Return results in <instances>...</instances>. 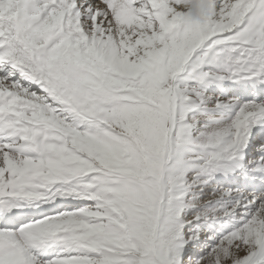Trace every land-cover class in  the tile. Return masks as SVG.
Returning a JSON list of instances; mask_svg holds the SVG:
<instances>
[{
  "label": "snow or ice",
  "instance_id": "1",
  "mask_svg": "<svg viewBox=\"0 0 264 264\" xmlns=\"http://www.w3.org/2000/svg\"><path fill=\"white\" fill-rule=\"evenodd\" d=\"M0 264H264V0H0Z\"/></svg>",
  "mask_w": 264,
  "mask_h": 264
}]
</instances>
